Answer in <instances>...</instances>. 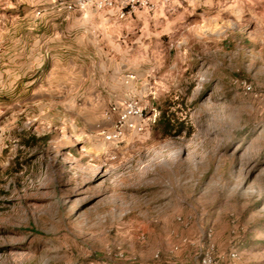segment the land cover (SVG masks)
<instances>
[{"label": "rangeland", "instance_id": "rangeland-1", "mask_svg": "<svg viewBox=\"0 0 264 264\" xmlns=\"http://www.w3.org/2000/svg\"><path fill=\"white\" fill-rule=\"evenodd\" d=\"M69 1L0 0V264H264V0Z\"/></svg>", "mask_w": 264, "mask_h": 264}, {"label": "built area", "instance_id": "built-area-1", "mask_svg": "<svg viewBox=\"0 0 264 264\" xmlns=\"http://www.w3.org/2000/svg\"><path fill=\"white\" fill-rule=\"evenodd\" d=\"M151 3V0H125L122 4H119L118 0H70L66 8L70 11L79 10L87 12L89 10L97 11H110L117 13L119 18H124L128 13L126 9L133 11L138 6H146ZM129 80H133V76L128 77ZM245 93H251L253 87L247 81H237ZM117 114V119L114 123V128L111 132H104V136L108 141H121L127 131L136 133H144L152 125L153 119L146 114L145 108L137 101L129 100L125 102L122 107L114 105L110 111ZM209 246L202 256L201 264H222L214 254L215 245L212 243L213 230L208 231ZM238 254L233 251L230 253L231 259H236Z\"/></svg>", "mask_w": 264, "mask_h": 264}]
</instances>
